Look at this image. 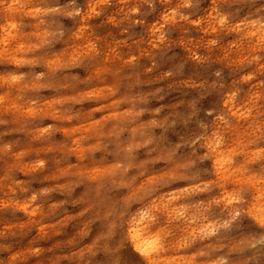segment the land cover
<instances>
[{
    "label": "clouds",
    "instance_id": "clouds-1",
    "mask_svg": "<svg viewBox=\"0 0 264 264\" xmlns=\"http://www.w3.org/2000/svg\"><path fill=\"white\" fill-rule=\"evenodd\" d=\"M0 264H264V0H0Z\"/></svg>",
    "mask_w": 264,
    "mask_h": 264
}]
</instances>
